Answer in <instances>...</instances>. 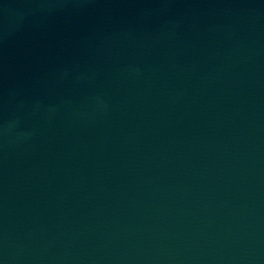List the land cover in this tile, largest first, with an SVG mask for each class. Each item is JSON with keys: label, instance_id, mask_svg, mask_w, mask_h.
<instances>
[{"label": "water", "instance_id": "obj_1", "mask_svg": "<svg viewBox=\"0 0 264 264\" xmlns=\"http://www.w3.org/2000/svg\"><path fill=\"white\" fill-rule=\"evenodd\" d=\"M0 264H264V0H0Z\"/></svg>", "mask_w": 264, "mask_h": 264}]
</instances>
